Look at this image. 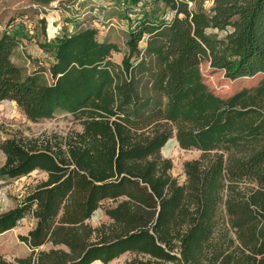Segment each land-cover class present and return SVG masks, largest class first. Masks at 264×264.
Listing matches in <instances>:
<instances>
[{
    "label": "trees",
    "instance_id": "1",
    "mask_svg": "<svg viewBox=\"0 0 264 264\" xmlns=\"http://www.w3.org/2000/svg\"><path fill=\"white\" fill-rule=\"evenodd\" d=\"M205 1L114 0L131 20L121 64L117 42L80 25L46 46L49 67L28 73L14 59L19 33H0V102L33 121L62 110L83 125L1 142L0 179L47 178L0 212V236L35 219L21 235L32 253L0 252V264H110L125 253L124 264H264V80L221 97L201 68L264 74V0ZM173 137L202 151L182 183L161 153ZM100 208L110 221L94 227Z\"/></svg>",
    "mask_w": 264,
    "mask_h": 264
},
{
    "label": "rangeland",
    "instance_id": "2",
    "mask_svg": "<svg viewBox=\"0 0 264 264\" xmlns=\"http://www.w3.org/2000/svg\"><path fill=\"white\" fill-rule=\"evenodd\" d=\"M211 6L212 0H206L205 7ZM117 10L114 0H53L49 5H41L31 0H0V33L5 28L19 33L23 43L16 51L14 59L17 64L24 66L28 73L49 67L54 57L52 51L46 46L57 36L64 34V31L74 32L80 25L97 27L101 40L109 39L117 42L121 51L114 53L113 60L121 64L129 51L127 38L131 20L128 19V15ZM131 17L133 18V15ZM31 23L34 27H30ZM223 34L221 32V35ZM144 45L145 41L141 43V46ZM201 68L206 84L221 97H228L244 88L256 86L264 80L263 73L252 77L230 79L224 71L211 68L208 62H204ZM44 73L52 83L50 73ZM82 126L75 115L66 111L59 110L51 118L33 121L24 114L15 101L0 102V144L13 136L33 138L55 133L66 135L72 130H82ZM172 139L176 137L169 141ZM164 147L161 151L163 157L171 159L174 165L171 170L172 175L181 183L184 182L185 162L198 159L202 151L196 148L184 149L179 142L169 153L164 150ZM5 161L6 155L0 147V167ZM46 178V172L36 169L20 178L0 179V212L14 207L33 186ZM109 221L104 210L100 208L88 220V223L96 227ZM34 225L35 219L32 215H28L18 226L2 234L0 252L10 260L30 255L32 249L21 240V235L28 234ZM49 248V244L42 246V249ZM132 257V254L125 253L110 264H124Z\"/></svg>",
    "mask_w": 264,
    "mask_h": 264
},
{
    "label": "bare ground",
    "instance_id": "3",
    "mask_svg": "<svg viewBox=\"0 0 264 264\" xmlns=\"http://www.w3.org/2000/svg\"><path fill=\"white\" fill-rule=\"evenodd\" d=\"M177 142H178L177 139H172V140L169 141V142L167 143V145L164 147V150H165L167 153L171 152V150L173 149V147L176 146Z\"/></svg>",
    "mask_w": 264,
    "mask_h": 264
},
{
    "label": "built area",
    "instance_id": "4",
    "mask_svg": "<svg viewBox=\"0 0 264 264\" xmlns=\"http://www.w3.org/2000/svg\"><path fill=\"white\" fill-rule=\"evenodd\" d=\"M30 27H34V26L32 25V23L30 24Z\"/></svg>",
    "mask_w": 264,
    "mask_h": 264
},
{
    "label": "water",
    "instance_id": "5",
    "mask_svg": "<svg viewBox=\"0 0 264 264\" xmlns=\"http://www.w3.org/2000/svg\"><path fill=\"white\" fill-rule=\"evenodd\" d=\"M5 101H9V100H5Z\"/></svg>",
    "mask_w": 264,
    "mask_h": 264
}]
</instances>
